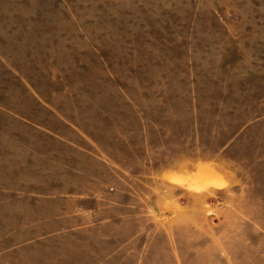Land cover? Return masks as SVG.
Returning <instances> with one entry per match:
<instances>
[{
	"label": "rangeland",
	"instance_id": "374dc122",
	"mask_svg": "<svg viewBox=\"0 0 264 264\" xmlns=\"http://www.w3.org/2000/svg\"><path fill=\"white\" fill-rule=\"evenodd\" d=\"M0 264H264V0H0Z\"/></svg>",
	"mask_w": 264,
	"mask_h": 264
}]
</instances>
